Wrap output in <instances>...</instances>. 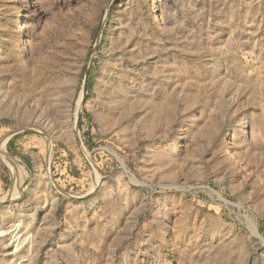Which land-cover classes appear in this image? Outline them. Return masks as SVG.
Here are the masks:
<instances>
[{
  "label": "rangeland",
  "instance_id": "obj_1",
  "mask_svg": "<svg viewBox=\"0 0 264 264\" xmlns=\"http://www.w3.org/2000/svg\"><path fill=\"white\" fill-rule=\"evenodd\" d=\"M27 1L0 0V264H264V0Z\"/></svg>",
  "mask_w": 264,
  "mask_h": 264
},
{
  "label": "bare ground",
  "instance_id": "obj_2",
  "mask_svg": "<svg viewBox=\"0 0 264 264\" xmlns=\"http://www.w3.org/2000/svg\"><path fill=\"white\" fill-rule=\"evenodd\" d=\"M25 2H26V5H25V8H24V10H27V8L26 7H28L29 6V4H28V1L27 0H25ZM21 21V20H20ZM22 29V23L20 24L19 23V26H18V30H21ZM80 101V100H79ZM1 142V141H0ZM2 143H4V142H2ZM1 150V149H0ZM1 153H3L2 151H1ZM3 155V154H2ZM6 157V156H5ZM2 159H3V157H1ZM5 162L8 164V165H11V162L10 161H6L5 160ZM11 167H12V165H11ZM11 169V168H10ZM9 169V170H10ZM14 184V183H13ZM12 184V185H13Z\"/></svg>",
  "mask_w": 264,
  "mask_h": 264
}]
</instances>
